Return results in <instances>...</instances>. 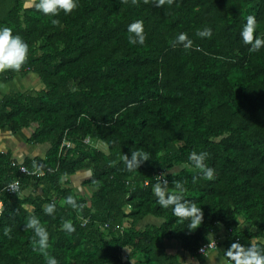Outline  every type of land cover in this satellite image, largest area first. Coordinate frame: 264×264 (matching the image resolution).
Returning <instances> with one entry per match:
<instances>
[{"label":"trees","instance_id":"trees-1","mask_svg":"<svg viewBox=\"0 0 264 264\" xmlns=\"http://www.w3.org/2000/svg\"><path fill=\"white\" fill-rule=\"evenodd\" d=\"M36 2L0 0V25L30 46L21 70L0 73V81L34 74L44 84L4 96L0 128L33 126L30 142L49 144L45 157L21 162L0 154V189L20 185L0 194V264H46L25 227L32 216L47 227V251L58 264H183L168 243L203 260L209 252L199 249L212 238L223 252L233 242L264 245V49L249 52L238 35L248 14L264 32V0H174L163 7L79 0L57 17L38 13ZM137 19L144 21V45L128 42L127 26ZM204 27L212 28L211 38L196 35ZM180 32L192 39L191 49L174 43ZM86 136L105 150L86 146ZM64 137L71 146L60 152ZM137 149L151 160L126 171L120 156ZM192 151L209 153L213 180L188 160ZM83 170L90 174L83 185L94 188L89 198L70 186ZM165 179L170 189L183 181L187 198L201 206L197 229L156 204L151 187ZM68 195L81 211L63 204ZM50 203L51 216L43 211ZM149 216L159 223L139 228ZM65 220L74 232L62 228Z\"/></svg>","mask_w":264,"mask_h":264},{"label":"clouds","instance_id":"clouds-1","mask_svg":"<svg viewBox=\"0 0 264 264\" xmlns=\"http://www.w3.org/2000/svg\"><path fill=\"white\" fill-rule=\"evenodd\" d=\"M136 3V0H132ZM149 3L150 0H144ZM156 7H163L165 4L171 5L174 0H151ZM31 6V5H28ZM79 6V0H38L35 8L38 13L45 16L57 17L62 11L65 15H69ZM57 21L53 19V23ZM128 42L131 45H144L146 41V33L144 21L137 19L127 26ZM196 35L201 38H211L212 28L204 27L198 29ZM239 38L241 42L248 46L251 53L259 52L264 49V32L259 29V22L255 15L248 14L239 29ZM174 43L182 45L184 49H191L193 45L192 39L186 32H180L176 35ZM29 44L14 30L5 25H0V73L6 71L19 72L29 56ZM6 86L0 84V89ZM209 153L206 151H192L188 155V160L198 169L204 179L211 181L214 177V169L209 167L205 161L208 159ZM151 160L150 153L145 150H132L131 155L122 152L120 162L123 163L126 171H133L145 161ZM116 163V161H114ZM34 167L37 168L34 164ZM152 193L156 198V204L162 209H170L173 217L179 218L182 223L187 222V228L192 231L202 225L204 213L201 206L197 207L193 199L187 198L189 191L183 181H173L171 189L169 182L158 180L151 187ZM64 205L70 206L76 211H81L84 205L79 204L77 199L68 195L63 201ZM56 209L55 203L48 204L44 209L46 215H53ZM26 229L33 232V243L35 250L41 252L45 257L46 264H58L56 257L48 254L49 247V231L47 227L42 226L40 220L32 216L25 225ZM62 228L68 233L75 231V226L69 220H65ZM7 234V233H6ZM221 264H264V245L255 242L241 244L240 242L231 243L230 247L223 252L220 257Z\"/></svg>","mask_w":264,"mask_h":264},{"label":"crops","instance_id":"crops-1","mask_svg":"<svg viewBox=\"0 0 264 264\" xmlns=\"http://www.w3.org/2000/svg\"><path fill=\"white\" fill-rule=\"evenodd\" d=\"M25 77L28 78L30 77V75L26 74ZM12 81L7 83H3L0 81V84L6 86L5 89H0V101L3 99L4 96H6L12 91L11 88ZM41 89L43 88L40 86L39 89L37 90H41ZM32 132H33V127L27 131H25V129H22L21 131L18 132H12L8 128H0V154L8 152L11 154L12 158L16 159L18 162L23 161L26 157L28 158L45 157V155L44 156L32 155V154H47L49 148V145L46 146V144L48 143L42 144V143L30 142L29 138ZM69 180L71 182V178ZM139 228H143V227H139ZM180 249L181 248L179 247V245L172 243V247L170 250H175V252L179 253ZM223 251L224 249L220 246L218 249L210 251L207 255L208 257L206 256L205 259L203 260H197L192 257H185V256L183 257L181 255L182 262L183 264H221L220 257H223ZM122 255L125 256V253H123Z\"/></svg>","mask_w":264,"mask_h":264},{"label":"rangeland","instance_id":"rangeland-1","mask_svg":"<svg viewBox=\"0 0 264 264\" xmlns=\"http://www.w3.org/2000/svg\"><path fill=\"white\" fill-rule=\"evenodd\" d=\"M28 75H30V77H28V78H26L25 76L22 77L20 75H17L14 78V80L12 81V87H11L12 90H18L21 92H25V91L31 90V89H39L40 86L42 88H44V84L42 82H40L38 77H36L34 74H28ZM32 127L25 129V131L29 130ZM33 129H34V127H33ZM47 145H49V144H46V146ZM101 150H105L104 145H102ZM32 155H43L44 156L46 154H32ZM176 169H178V167H176ZM89 175L90 174L87 170H83V171H80L77 174L70 177L71 178V187L73 188L74 192L76 194H78L79 196H85L88 198L92 194V192L94 191V188L85 187L82 183L83 180H85ZM29 192H31L30 189L25 190V193H29ZM158 223H159L158 219H156L152 216H149V217H146L144 220L140 221L138 226L144 227V225H147V224H158ZM170 247L171 246L168 243V251L170 253H172L173 251L175 252V250H170ZM179 247H180V243H179ZM179 254L182 256H185L184 251L182 249L179 250ZM207 261H208V259H207Z\"/></svg>","mask_w":264,"mask_h":264},{"label":"built area","instance_id":"built-area-1","mask_svg":"<svg viewBox=\"0 0 264 264\" xmlns=\"http://www.w3.org/2000/svg\"><path fill=\"white\" fill-rule=\"evenodd\" d=\"M82 142L86 146H90V147H92L94 149H98V150H101V147H102V144H103L101 141H94L90 136L84 137ZM69 146H71V143H70L69 139L64 138V140L61 143L60 152H61L63 147H69ZM21 172L22 173H27V174L30 173L25 167L21 168ZM156 176H157V178H159L160 176H162V174L157 173ZM127 183L129 184V182H127ZM19 190H20L19 182L18 181H14V182H10V183L5 184L3 186V188L0 189V194L2 192L16 193ZM1 211H2V201L0 199V213H1ZM87 221L88 220H84L83 224H85ZM121 232H122V230H121ZM213 235L215 236L216 234L213 233ZM217 242H218V240L216 238H212L209 243L205 244L203 247H201L199 249V252L200 253H204L206 255L208 252H210L211 250L215 249V247L217 245Z\"/></svg>","mask_w":264,"mask_h":264}]
</instances>
